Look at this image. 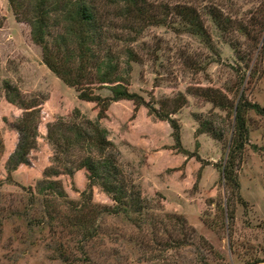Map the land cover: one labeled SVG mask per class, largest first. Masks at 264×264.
I'll list each match as a JSON object with an SVG mask.
<instances>
[{"label": "rangeland", "instance_id": "374dc122", "mask_svg": "<svg viewBox=\"0 0 264 264\" xmlns=\"http://www.w3.org/2000/svg\"><path fill=\"white\" fill-rule=\"evenodd\" d=\"M145 1L161 25L142 24L133 36L125 21L115 20L110 36L124 40L108 47L129 71L132 93L160 115L179 110L171 115L181 145L168 121L131 101L113 103L101 121L115 146L113 159L149 200L148 215L139 219L114 214L101 187L89 191L86 170L69 174L82 151L69 147L66 137L97 120L96 106L47 68L30 27L0 0V264H264V115H249L238 200L222 180L233 117L208 95L219 90L234 105L244 93L264 108V0ZM179 8L197 13L209 40L189 33ZM128 35L136 42L128 44ZM127 48L134 52L131 68ZM7 82L18 91L13 103L6 99ZM96 93L110 95L103 88ZM18 105L31 106L38 127L29 164L14 170L10 157L25 113ZM48 181L62 184L76 203L82 192L92 193L98 237L86 241L73 227L72 206L53 197L50 210L44 206L37 184ZM51 210V225L30 228L33 219L50 220Z\"/></svg>", "mask_w": 264, "mask_h": 264}, {"label": "trees", "instance_id": "16d2710c", "mask_svg": "<svg viewBox=\"0 0 264 264\" xmlns=\"http://www.w3.org/2000/svg\"><path fill=\"white\" fill-rule=\"evenodd\" d=\"M13 14L19 24H27L30 27L32 43L41 50L43 63L67 86L75 89L79 99L96 106L97 120L87 121V127L77 125L72 134L66 137L69 147L81 149V155L68 172L72 175L76 170L84 169L89 180L88 190L92 192L95 186L101 187L114 202V214L126 215L142 219L148 215L149 200L143 198L141 191L136 185L127 181L120 170L117 161L112 157L114 144L108 138V131L101 125L106 118L110 106L120 101H131L136 107L144 105L151 112L164 121H168L173 129V137L178 145H181L180 126L171 114L176 115L179 110L171 114L160 115L159 111L143 98L132 93L130 80L123 72V65L113 54L112 48L108 47L113 40L121 43L124 39L118 36L113 38L111 34L112 22L115 20L125 21L128 24V31L136 36L140 33V25L160 26L159 17L152 14L149 5L145 0H8ZM112 14L109 13V11ZM177 14L184 20V26L189 28V33L209 40V35L204 28L197 13L188 8L177 10ZM3 27H0V30ZM128 44L136 42L128 35ZM129 61L128 68L134 62V52L127 48ZM125 68V67H124ZM96 86L108 90L109 96L103 97L96 93ZM6 99L9 103L15 102L14 91L9 82L5 83ZM221 94V95H220ZM209 101L223 111L230 113L233 117V134L229 144V151L222 165V180L224 184L235 193V199L241 200V184L239 180V166L241 155L248 145L250 129L249 115L255 112L264 115V108L259 104L251 103L242 93L238 101L233 105L223 92L211 90L208 94ZM16 104V103H15ZM25 113L23 125L19 129L18 142L10 161L15 164L17 170L20 166L28 165V154L32 149L33 136L37 130L35 118L31 112V106L18 105ZM36 127V128H35ZM217 140V137L215 138ZM68 153V149L66 151ZM69 154V153H68ZM75 170V171H74ZM43 188L37 184L38 195L46 200L44 206L50 210L53 200L62 201L65 206H72L76 212L72 224L83 234L86 241L98 237L99 231L97 218L100 211L92 202V193L88 190L80 194L82 201L76 203L70 201L62 184L57 182H44ZM47 185V186H46ZM30 193L36 198V193L30 187ZM50 193V194H48ZM40 201V200H37ZM36 201V202H37ZM51 204V205H50ZM0 200V211L3 209ZM50 220L40 219L29 221L31 229L35 227L46 228L51 225L54 219V212L51 210ZM37 220V222H36ZM40 220V221H39ZM5 221V219H4ZM144 222H140L142 228ZM4 225L0 219L1 227Z\"/></svg>", "mask_w": 264, "mask_h": 264}]
</instances>
